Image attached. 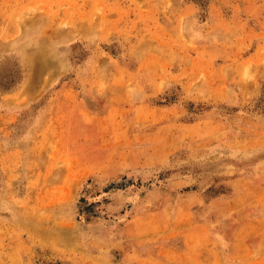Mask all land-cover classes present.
I'll use <instances>...</instances> for the list:
<instances>
[{"label": "rangeland", "instance_id": "obj_1", "mask_svg": "<svg viewBox=\"0 0 264 264\" xmlns=\"http://www.w3.org/2000/svg\"><path fill=\"white\" fill-rule=\"evenodd\" d=\"M0 264H264V0H0Z\"/></svg>", "mask_w": 264, "mask_h": 264}]
</instances>
